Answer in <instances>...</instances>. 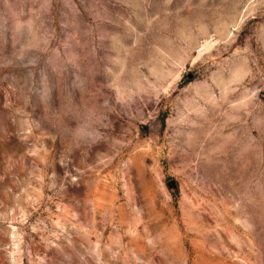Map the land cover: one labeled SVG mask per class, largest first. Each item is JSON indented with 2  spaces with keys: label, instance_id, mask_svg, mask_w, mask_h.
<instances>
[{
  "label": "rangeland",
  "instance_id": "374dc122",
  "mask_svg": "<svg viewBox=\"0 0 264 264\" xmlns=\"http://www.w3.org/2000/svg\"><path fill=\"white\" fill-rule=\"evenodd\" d=\"M0 264H264V0H0Z\"/></svg>",
  "mask_w": 264,
  "mask_h": 264
},
{
  "label": "water",
  "instance_id": "95a60500",
  "mask_svg": "<svg viewBox=\"0 0 264 264\" xmlns=\"http://www.w3.org/2000/svg\"><path fill=\"white\" fill-rule=\"evenodd\" d=\"M174 185H175L174 181L170 182V184H169V186H171V187Z\"/></svg>",
  "mask_w": 264,
  "mask_h": 264
}]
</instances>
